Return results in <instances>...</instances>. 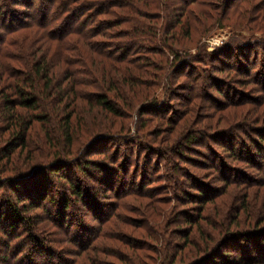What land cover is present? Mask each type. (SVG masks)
Here are the masks:
<instances>
[{
  "label": "trees",
  "instance_id": "1",
  "mask_svg": "<svg viewBox=\"0 0 264 264\" xmlns=\"http://www.w3.org/2000/svg\"><path fill=\"white\" fill-rule=\"evenodd\" d=\"M246 1L0 0V229L12 236L5 243L0 263L55 264L57 259L56 264H264L249 253L264 251V218L257 220L253 214L256 217L251 219L252 208H244L239 199L240 208L231 206L237 199L236 187L241 188L238 194L253 187L226 179L217 195L209 196L208 182H216L212 174L182 173L181 163L215 171L211 158L194 150L203 144L196 146L200 139L191 132L190 122L178 129L171 143L166 141L172 144L171 149L154 143L167 154L161 158L163 173L174 191H185L184 185L189 188L191 194L181 198V208L195 207V215L187 214L178 221L176 202L165 219L157 222L153 217H161L160 209L150 193H142L150 182L147 174L137 189L121 194H136L146 200L130 210L143 218L141 223L118 215L119 210L129 212L124 204H110V211L101 214L100 208H93L101 194L78 183L81 176L89 177L92 164L96 173L109 175L106 165H114L113 160L102 161L113 148L111 143L123 130L129 133L125 121L137 115L140 106L156 108L157 90L161 89L165 98L175 91H188L190 98L196 99L191 64L202 65L208 58L221 64L245 45L242 43L249 42L236 33L241 28L229 27L232 35L227 49L209 56L201 45L202 31L226 27L221 13L238 10ZM260 12L257 17L263 20ZM255 45L264 47V39ZM193 47L197 56L188 53ZM260 67L264 79V56ZM231 70L240 69L232 66ZM209 77L203 76L201 82ZM227 135L222 132L218 138L222 157L213 162L243 165L264 174L261 165L252 166L256 158L264 159V152L254 147L256 143ZM164 138L167 136L160 139ZM260 142L264 144V138ZM93 146H97L94 155L101 159L97 162L88 160ZM143 146L137 144L140 153L158 157L159 151L151 153ZM68 165L76 169L79 178L67 172ZM102 167L105 174L100 172ZM119 171L125 174L120 165L113 176ZM182 178H186L185 184ZM25 180L39 184L26 186ZM104 180L97 176L103 186ZM120 180L117 178L118 186ZM49 182L55 190L49 188ZM111 182L107 191L117 184ZM260 187L264 188L263 183ZM219 197L229 201L217 203L222 205L218 212L225 209L222 222L209 233L205 226L211 222L202 215L204 211L212 215ZM76 204L98 213L97 226L81 224L71 235L73 225L67 217ZM243 214L249 215L245 228L239 224ZM202 221L204 226H200ZM183 224L187 227L184 232ZM110 228L114 231L109 232ZM21 233L27 234L32 251L15 261L22 251L14 240ZM43 233L45 237L39 239L37 235ZM60 254L74 260L64 262Z\"/></svg>",
  "mask_w": 264,
  "mask_h": 264
},
{
  "label": "rangeland",
  "instance_id": "2",
  "mask_svg": "<svg viewBox=\"0 0 264 264\" xmlns=\"http://www.w3.org/2000/svg\"><path fill=\"white\" fill-rule=\"evenodd\" d=\"M240 8L238 10H228L227 14L220 12L221 18L224 20L222 25L226 26L223 27V29H213L204 34L203 31L201 32L202 50H204V54L209 56L212 54L215 55L217 52L227 49L232 35V31L229 27L241 28L236 29V33L248 38L249 42L242 43L245 45L242 46L238 52L231 54L230 59H223L224 64H220L217 60L210 58L205 59L206 61L202 65L199 63L191 64L193 69L192 77L195 79L193 85L195 87L194 89L196 95L194 96L196 99L192 100L188 91H175L173 95L165 98L161 89L157 90L155 98L158 103L155 105L156 108L147 105L140 106L138 114L131 115L130 118L125 121L126 125L128 124L129 133L127 134L123 130V133L121 132L122 134H120L119 137L111 143H114L113 148H111V151L106 155V160L102 161L103 163H108L111 159L113 160L114 165H106L109 175H107L105 172L107 170L103 167L100 169V172L104 174L106 173L105 175L96 173L94 169H92L95 165L92 164L87 171L89 177L84 178L81 176L83 180H78L79 184L85 183L87 184L89 190H93L94 192L101 194L100 199L96 198L97 203H94L93 208H96L95 210L98 211L100 208L101 214L105 215L107 211H110L107 209L110 204H124L125 207L127 205V211L129 212L119 210L118 215L126 219L134 218L136 223H141L143 218H141L138 214L132 215L130 210L138 209L139 204L141 202L146 203V200L137 197L136 194H132L130 196L125 195L124 197H122L121 194L124 191L130 192L131 190L137 189L140 184L144 182L147 174V178L150 182L148 187L143 189L142 193H150V196L154 199L155 205L160 209L161 213L159 215L161 217L159 219L153 217L157 220V222H160L161 219H165L167 216L166 214L169 213L176 202L178 205V209L176 208L178 221L185 218V215L187 214L191 215L196 208H181L182 205L180 204L181 198H187L186 196L191 194L190 191H188L189 188L184 185L183 189L185 191L179 193L174 191L171 187L172 185L163 173V162L161 158L164 156L163 154H165V152L159 151V146L161 145L168 146L167 149H171L172 144H168L166 141L169 140L171 143L175 133L178 134V129H183L185 125L190 122L189 128L191 132H193V135L200 139L198 140L196 146L203 144L202 148L196 147L194 150L200 154H204L207 158L210 157L212 163L210 161L209 163L215 171H205V169H202L201 171L199 167H195L196 165L194 167H189L187 163H181L180 166L183 169L182 173L192 175L207 172V174H212L216 180L214 184L204 181V183L208 182L209 184L208 186L210 190L207 189L210 191L208 194L209 196L217 195L220 190L219 188L226 179L228 182H233L234 180L237 182H246L248 186L253 188L247 191V195L246 191L238 194V192L241 191V188L236 187L235 194L237 199L233 200V204L231 206H233L234 209H237L240 208L242 204L244 208H247V210L252 208L249 212L251 219L254 220L256 216L257 220H262L264 218V188L260 187V184L262 183L264 186V174L248 169L243 165H235L230 162L226 163L225 161H222L223 163L219 164L213 162L216 158L222 157L221 152H219L221 147H219L220 145L218 139L219 137H222V132H227V136L240 135L250 142L254 141L256 143L254 147L264 152V144L260 142V140L264 138V79L262 78L263 69L260 67V63L264 56V47L255 45L257 42L264 39V18L261 20L262 18L257 17V11L259 10H262L260 13L264 14V0H247L243 3L242 7L240 6ZM234 10L235 13H233ZM244 13H246V15ZM198 37L199 36H196V38ZM215 42L218 44H215ZM188 53L191 56H197L196 47L191 48ZM232 66L237 67L240 70H231ZM209 70L215 71L209 72ZM227 73L230 78H226ZM207 74L210 76L209 80L201 82L202 77ZM187 110L190 111L187 113ZM243 125H246L247 128L243 129ZM162 136H167V138L160 139ZM157 141L161 145L154 143ZM139 143L144 146H148L151 153H153V151H159L157 152L158 157L156 155H152L150 158L145 152L140 153V151L137 150V144ZM222 146L227 145L222 143ZM89 148H92V155L88 160L96 162L101 160L98 158V155H94L96 152L95 150H97V146ZM261 154L264 155V153ZM124 160L125 162H128L126 165L123 163ZM252 164V166H255V164L261 165L262 167L259 166L260 171L264 170V159L261 161L256 158V163ZM120 165L121 168H124L125 174L119 171L120 173L117 174V177L113 176L114 174L112 172H116L117 167ZM111 166L114 167V169H111ZM66 169H68L67 172L69 174H75L78 178L80 177L78 173H76V169L71 168L70 165H68ZM142 175L144 176L142 177ZM97 176H104L105 186L97 182ZM117 178L118 180L121 178V184H119V186ZM185 179L186 178H182L180 181L185 184ZM113 180L117 182V184L115 183L116 186L114 189L112 188L111 191H107V189H110L112 186H109V182ZM53 182H56V180L54 179ZM23 183L26 186H37L39 184L37 181L29 182V180H25ZM49 185V188L52 187L50 182ZM122 185L125 187L122 188ZM242 188L244 187L242 186ZM52 190L55 189L52 187ZM1 193L2 192H0V195ZM92 195L93 193L90 195L91 198H93ZM238 196H240V198H238ZM221 199L227 200V202L229 201V199L219 197L215 200L218 208L212 207V209H214V211L212 210V215H209L206 211H204L202 215L205 216L203 219H205L206 222L207 220L211 222L210 225L205 226L206 231L209 233H213L214 229L222 222L220 216L225 209L221 210L222 212H218L222 205L217 204L221 202L219 201ZM238 199L242 202L241 204ZM146 212L147 214H150L151 210ZM35 214L40 216V213L38 212ZM193 214L195 215V212ZM97 217L98 213L90 210V208H85L84 206H81V204H76L73 208L72 215L67 217V220H69L68 222L73 225L71 228V235L77 231L81 224H85L87 227L91 228L96 227L97 223L95 218ZM248 217L249 215L243 214L239 218V224H243V226H241L242 228L247 227L244 226V224L248 223ZM233 218H231V220ZM205 221L200 222V226H204ZM183 229H187L184 224L181 228V231L184 232ZM111 231L114 230L110 228L109 232ZM40 235H37L39 239L45 237L44 233L43 235ZM11 239L12 236L3 234L0 229V258L2 256V252L4 251L5 243ZM14 242L19 244L17 247L21 248L20 250L22 251L15 261L20 260L21 256L25 259L32 251V244L30 243L27 234L21 233L19 239H15ZM23 243L25 244L24 246ZM179 243L182 244V241ZM240 244L244 245L243 243ZM15 246L16 245H13V247H11L12 251ZM249 253L250 256H253L256 260L264 261V251H260V255L251 254V252ZM247 256L248 255L244 257ZM231 257H234V254H231ZM242 257L243 255L240 256V258ZM59 258L64 262L74 260V257L69 255L60 254ZM15 263L16 262H14V264ZM56 263L57 259L55 260V264ZM148 263L149 261L147 264Z\"/></svg>",
  "mask_w": 264,
  "mask_h": 264
},
{
  "label": "built area",
  "instance_id": "3",
  "mask_svg": "<svg viewBox=\"0 0 264 264\" xmlns=\"http://www.w3.org/2000/svg\"><path fill=\"white\" fill-rule=\"evenodd\" d=\"M215 44H218L217 42H215Z\"/></svg>",
  "mask_w": 264,
  "mask_h": 264
}]
</instances>
